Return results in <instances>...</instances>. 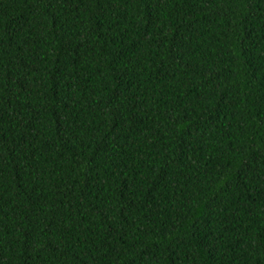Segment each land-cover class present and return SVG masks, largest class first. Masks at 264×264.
Returning a JSON list of instances; mask_svg holds the SVG:
<instances>
[{"label": "trees", "instance_id": "obj_1", "mask_svg": "<svg viewBox=\"0 0 264 264\" xmlns=\"http://www.w3.org/2000/svg\"><path fill=\"white\" fill-rule=\"evenodd\" d=\"M0 264H264V0H0Z\"/></svg>", "mask_w": 264, "mask_h": 264}]
</instances>
